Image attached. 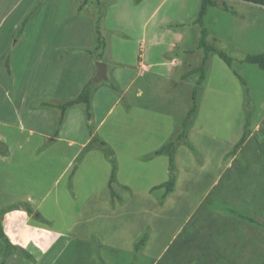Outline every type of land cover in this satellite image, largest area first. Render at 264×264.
<instances>
[{
	"label": "rangeland",
	"instance_id": "obj_1",
	"mask_svg": "<svg viewBox=\"0 0 264 264\" xmlns=\"http://www.w3.org/2000/svg\"><path fill=\"white\" fill-rule=\"evenodd\" d=\"M217 1L219 7L209 8L205 16L208 42L234 60V70L246 81L249 96H244L233 70L217 54L212 55L207 81L201 87L199 113L188 132L194 150L179 146L171 173L168 156L159 155V150L181 132L182 119L192 103L197 76L184 75L200 66L204 56L198 47L200 28L193 24L201 0H101L100 5L91 0L82 10L81 0H0V153H10V160L15 153L19 157L6 184L10 194L14 191L17 196L6 197L34 211L29 215L25 210L29 223L18 210L4 215L2 226L18 248L4 260L6 244L0 239V264L3 260L14 264L12 255H20L26 264H37L38 255L54 256V251H45L65 245L57 237L60 231L72 236L73 246L95 248L115 243L133 247L146 234L145 253L136 254L133 263L132 255L126 256L127 264H150L147 254H161L190 212L193 197L187 196L181 184L164 207L165 188H152L171 176L177 182L178 165L184 170L229 159L227 154L246 124L253 132L255 122L264 117V72L241 63L248 55L264 53V7ZM96 26L107 49L103 57L84 56L82 52L95 46ZM153 41L160 46H153ZM10 51L11 84L2 63ZM63 60L66 65L61 64ZM99 62L107 65L108 80L95 87L99 93L93 122L96 134L113 149L118 163L114 195L108 187L111 164L99 150L84 157L69 187L76 159L91 138L84 107L68 111L55 137L59 111L39 106L41 101L63 104L75 98L84 75L91 71L94 77ZM253 136L260 142L256 132ZM3 207L12 206L0 204V210ZM180 243L193 244V238L176 244ZM80 255L95 257L91 264H101V253Z\"/></svg>",
	"mask_w": 264,
	"mask_h": 264
},
{
	"label": "crops",
	"instance_id": "obj_2",
	"mask_svg": "<svg viewBox=\"0 0 264 264\" xmlns=\"http://www.w3.org/2000/svg\"><path fill=\"white\" fill-rule=\"evenodd\" d=\"M152 45L159 47L160 43L153 41ZM56 52L57 50L53 56ZM176 60L181 61L182 59L177 58ZM61 64H65V61L63 60ZM91 78V71L86 72L81 84L84 86ZM60 89L63 91L62 87ZM98 91L93 92V111ZM253 132L259 135L260 142L255 141L252 133L234 157L225 161L219 158V162L214 164L208 162L197 165L193 163L194 165L184 170V166H177L179 176L175 191L166 199L164 207L169 204L170 197L178 191L181 184H184L187 196L193 197L190 202L192 208L183 217L176 232L169 237L161 254L157 257L147 254L152 260L150 264H262L264 262V117L259 122H255ZM13 157L14 160H10V153H0V204L9 206L21 204L15 201L16 199L11 201L6 197L7 195L14 196V198L17 196L14 191L10 194L11 188L6 187L9 183V170L18 163L19 159L17 153ZM190 169L194 172L191 175L187 172ZM163 181V183L167 182L165 178ZM190 198L187 197V199ZM14 201L15 203L11 204ZM226 209H236L253 218L257 223L237 217ZM15 210L24 214L28 223L31 221L24 209V212L21 208ZM33 225L37 224L33 223ZM4 230L8 235V230ZM57 237L65 241V245L57 251L55 248L52 249V245L50 247L52 251L46 250L45 252L54 251L55 255L50 257L38 255L40 261L37 264H91L92 259L96 258L80 255L85 252L101 253L100 258L103 261L99 260L101 264H127L126 256L132 255L131 262L133 263L137 259L136 254L145 253L149 246L146 244L147 246L145 245L139 251L136 250V245L128 247L120 243L104 244L97 248L76 247L70 244L72 236L64 234L63 231H60ZM190 237L193 238V244H176L180 239L189 241ZM72 253L76 255L73 256ZM12 259L14 264L17 261L20 264H26L23 260L21 261L20 255H12Z\"/></svg>",
	"mask_w": 264,
	"mask_h": 264
},
{
	"label": "trees",
	"instance_id": "obj_3",
	"mask_svg": "<svg viewBox=\"0 0 264 264\" xmlns=\"http://www.w3.org/2000/svg\"><path fill=\"white\" fill-rule=\"evenodd\" d=\"M90 1L91 0H81L80 10H82L85 6H87ZM95 1L97 4L99 5L101 4V0H95ZM236 1H242V2L251 3L254 5H259L261 7H264V0H236ZM212 7H219L217 0H201L199 11L193 22L195 26L200 28L201 36L199 39L198 47L203 50L204 56H203L202 63L200 66L196 67L195 69L191 70L189 73L184 75V77L186 78L197 76V79L195 81V86L192 91L191 106L189 107L187 113L182 119V122H181L182 130L177 135L176 139L169 142L168 144H166L159 150V155L168 156L169 169L171 173L175 172L177 148L183 145V146L188 147L192 151L194 150L192 143L188 141V132L192 125V122L197 118L198 113H199L201 87L207 81L208 66H209L210 58L212 57V55L217 54L222 59V61L230 69L233 70V73L236 75V77L238 78L242 86L244 87V96L246 98L249 96V88L247 86L246 81L234 70V60L227 53H225L224 51L218 50L214 45L208 42V37L210 33L208 29L205 27V16L207 15L209 8H212ZM222 8L224 10H227L225 3H223ZM31 15L32 13H30L23 20L19 28L20 33H23V31L25 30L27 23L31 19L30 18ZM94 32H95V46L90 50H85L84 52H82V54H84V56L98 54L99 57H103L105 53V49H106V42L103 40V37L101 35V32L98 26H96ZM2 63H3L4 68L6 69V73L8 75L9 82L11 84L13 81V71L11 68V51L8 53L7 56H5ZM241 63L255 65L264 72V53L248 55L244 60L241 61ZM92 79L93 77L90 80H88V82L83 86V88L81 89V91L75 98L68 100L67 102L63 104H54V103H50L47 101H41L39 103V106L42 109H54L55 112H57V110L59 111V113L55 114V130H54L55 137H58V135L60 134V131L62 127L64 126L68 111L78 105H82L84 107L86 127L88 129V132L91 138L89 142L83 147V149L81 150L80 154L78 155L76 159V163L74 164L72 172L69 175V187L70 188L72 187L73 177L76 174L79 168V164L82 162L84 157L93 151L99 150L104 154V156L109 160L111 164V174H110V178L108 182V187L112 195H114L115 191L113 188V184L117 182L118 163H117V160L114 158L113 149L109 146V144L105 140L101 139L96 134V128L93 122L92 96H93V92L97 84H95L94 86H91L90 83ZM111 87L114 91L119 93L117 87L113 85ZM252 133L253 132L249 130V124L247 123L246 129L243 135L238 140V142L234 145L232 150L227 154V157L228 158L234 157L238 153V151L242 148V146L247 141V139L252 135ZM175 186H176V178L175 177L173 178L171 176L167 182L162 183L158 186H154L152 190H158V189L165 188L163 199L166 200L169 197V195L174 193ZM19 208H23L24 210H26V212L29 215L34 214L33 209L30 206H28V204L13 205L12 207L4 208L0 210V239H2L6 244L4 260H6L9 255L16 252L18 247L14 245L11 242V240L8 238L2 226L1 220L3 219L4 215L7 212L15 210V209H19ZM229 211L234 214H238L239 217L247 221L257 223L253 218L247 215H244L240 212H236L233 209H229ZM146 243H147V235L145 234V236L141 238L140 244L136 245V250L139 251L142 247L146 245ZM20 254L26 257L27 259L32 260L31 255L28 254L27 252L21 251ZM4 260L2 264H5ZM262 264H264V262Z\"/></svg>",
	"mask_w": 264,
	"mask_h": 264
},
{
	"label": "water",
	"instance_id": "obj_4",
	"mask_svg": "<svg viewBox=\"0 0 264 264\" xmlns=\"http://www.w3.org/2000/svg\"><path fill=\"white\" fill-rule=\"evenodd\" d=\"M102 80H104V81L108 80V77H107V65L102 63V62H99V63H97L96 75L92 79L90 85L94 86L95 84L99 83Z\"/></svg>",
	"mask_w": 264,
	"mask_h": 264
}]
</instances>
